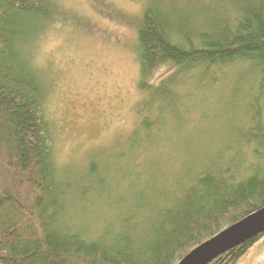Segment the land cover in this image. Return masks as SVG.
Returning a JSON list of instances; mask_svg holds the SVG:
<instances>
[{
  "label": "trees",
  "instance_id": "1",
  "mask_svg": "<svg viewBox=\"0 0 264 264\" xmlns=\"http://www.w3.org/2000/svg\"><path fill=\"white\" fill-rule=\"evenodd\" d=\"M61 15L52 0H0V264H177L264 207V0H148L138 22L139 88L146 93L147 116L127 143L139 148L167 124L168 111L180 135L179 106L187 95L181 92L188 80L208 95L219 86V74L236 65L246 68L252 82L245 121L219 140L224 148L215 156L192 154L194 142L173 146L190 160L174 188L157 185L158 178L149 176L152 167L113 176L107 168L102 176L92 159L78 182L93 179L78 184L80 208L72 216L71 182L78 175L66 173L67 181L57 170L44 88L25 52ZM164 64L173 71L153 78ZM229 137L241 141L246 162L227 145ZM200 158V167L194 165ZM122 159H113L115 167ZM86 203L97 212L93 223H102L89 234L92 219L81 207ZM263 238L261 233L211 264H239Z\"/></svg>",
  "mask_w": 264,
  "mask_h": 264
},
{
  "label": "rangeland",
  "instance_id": "2",
  "mask_svg": "<svg viewBox=\"0 0 264 264\" xmlns=\"http://www.w3.org/2000/svg\"><path fill=\"white\" fill-rule=\"evenodd\" d=\"M52 2L58 6L61 17L46 24L25 52L44 88L43 110L52 120L57 170L65 174L67 181H70L67 174L78 175L71 182L74 185L72 199L69 197L71 216L80 208L76 197L78 184L88 185L93 179L87 175L83 182H78L92 159L99 162L102 176L107 168V173L113 176L124 171L141 173L143 167L146 171L152 167L149 176L158 178L157 185L174 188L180 176L186 177L185 168L190 160L185 154L178 156L173 146L194 142L192 154L208 152L207 156H215L217 150L224 148L217 145L219 140L227 138L230 129L229 133L243 125L247 112L243 107L253 96L252 82L248 72L243 71L246 68L236 65L219 74V86L208 91V95L199 91L200 85L195 80H188L181 92L187 95L179 106L184 132L177 134L176 119L168 111L167 124L143 140L139 148H132L127 141L147 116L143 104L146 93L139 88L138 22L148 0H103L102 4L97 0ZM172 71L170 65H160L153 78ZM206 97L208 103L204 104ZM189 108L193 109L187 114ZM228 141L226 144L235 152L240 150L246 162L241 141L230 137ZM120 155L124 159L115 167L113 159ZM101 162L105 164L102 168ZM196 162L194 165L200 167L202 158ZM207 164H214L213 160ZM244 167L246 164L241 170ZM126 187V184L122 186ZM81 207L87 213L85 218L92 219L87 228L89 234L102 223H93L97 213L93 205L86 203V207ZM75 223L79 225L76 220ZM238 263L264 264V238Z\"/></svg>",
  "mask_w": 264,
  "mask_h": 264
},
{
  "label": "water",
  "instance_id": "3",
  "mask_svg": "<svg viewBox=\"0 0 264 264\" xmlns=\"http://www.w3.org/2000/svg\"><path fill=\"white\" fill-rule=\"evenodd\" d=\"M264 233V207L204 241L177 264H211L234 247Z\"/></svg>",
  "mask_w": 264,
  "mask_h": 264
},
{
  "label": "snow or ice",
  "instance_id": "4",
  "mask_svg": "<svg viewBox=\"0 0 264 264\" xmlns=\"http://www.w3.org/2000/svg\"><path fill=\"white\" fill-rule=\"evenodd\" d=\"M97 3L102 4L103 3V0H97Z\"/></svg>",
  "mask_w": 264,
  "mask_h": 264
},
{
  "label": "bare ground",
  "instance_id": "5",
  "mask_svg": "<svg viewBox=\"0 0 264 264\" xmlns=\"http://www.w3.org/2000/svg\"><path fill=\"white\" fill-rule=\"evenodd\" d=\"M262 208H263V207H262ZM260 209H261V208H260ZM258 210H259V209H258ZM256 211H257V210H256ZM256 211H255V212H256ZM253 213H254V212H253ZM251 214H252V213H251ZM251 214H249V215H251ZM249 215H248V216H249ZM244 218H245V217H244ZM241 220H242V219H241ZM237 222H238V221H237ZM237 222H236V223H237ZM234 224H235V223H234ZM234 224H232V225H234ZM232 225H230V226H232Z\"/></svg>",
  "mask_w": 264,
  "mask_h": 264
}]
</instances>
